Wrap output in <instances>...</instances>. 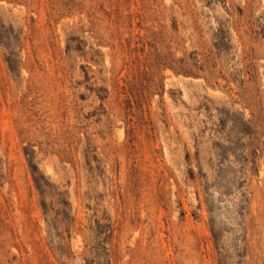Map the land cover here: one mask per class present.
<instances>
[{"label":"rangeland","instance_id":"374dc122","mask_svg":"<svg viewBox=\"0 0 264 264\" xmlns=\"http://www.w3.org/2000/svg\"><path fill=\"white\" fill-rule=\"evenodd\" d=\"M0 264H264V0H0Z\"/></svg>","mask_w":264,"mask_h":264}]
</instances>
